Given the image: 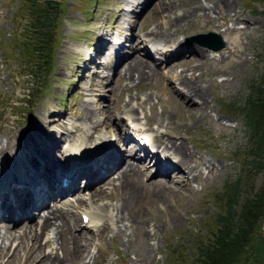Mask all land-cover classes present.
Masks as SVG:
<instances>
[{
	"label": "rangeland",
	"instance_id": "obj_1",
	"mask_svg": "<svg viewBox=\"0 0 264 264\" xmlns=\"http://www.w3.org/2000/svg\"><path fill=\"white\" fill-rule=\"evenodd\" d=\"M22 1L0 0V140L17 135L15 147L10 149L15 153L24 144V136L30 135L33 138L30 144L42 153H47L36 143H42L43 138L47 142L51 135L49 127L55 125L56 119L63 115L66 118L60 124L62 133L72 132V123L84 120L90 109L95 117L104 119L100 128L104 129L105 126L111 128L109 131H117L119 127L114 122L116 115H128L132 118V114H126V111L130 106H135L134 113L140 116L145 127H156L165 138H173L177 144L184 142L195 151V156H192L194 160L190 163L197 168L191 176L196 186L194 188L185 183L179 185L181 183L173 177L180 179L182 174L178 172L179 167H174L176 171L170 174V179L182 188L180 195L171 194L169 189L163 190L157 184V180L166 177L152 175L151 172L154 173L157 168L153 171L155 166L147 168L145 163V171L148 169V172L142 175L138 184L139 195L131 204V216L117 222L100 221L98 227L90 230L83 229L82 223L78 221L76 233L93 235L86 246L90 264H179L176 257L191 255L195 238L205 235L209 217L219 208L217 196L225 187V182H235L241 177L244 195L250 188L249 183L255 189L263 179L261 172L253 174L251 178L250 175L247 177L242 167L248 138L238 109L248 94L249 83L261 75L264 67V0H234V10L232 7H225L220 0H200L214 7L208 13L209 16L212 15L209 17L211 22L201 18L203 11L196 8L195 16L183 17V20L176 23H171V20L166 23L167 37L173 38L172 47L169 48L172 49L175 45L177 51H182L177 54L179 56L166 63L165 67H159L160 73L167 77L158 75L155 78L142 80L140 77L141 79L127 81L125 77L119 76V72L111 70L114 78L106 85H99L97 74L89 78L91 70L88 67H95L93 63H88L89 66L86 67L85 62L91 56L77 48L88 50L92 52L91 55L93 52L98 54L100 45H105V37L116 36L117 32L122 37L128 36L131 45L141 47L139 37L143 31L144 34L151 29L165 32L166 17L173 18L176 12H181L185 7L190 8L196 0H143L144 4L136 6L128 15H124L126 0H63L62 15L57 21L52 70L46 78L40 80L41 84L35 93L37 97L33 98L31 106L27 105L25 108L23 103L28 99L27 93L34 79L26 69V60L21 57L18 48L23 23L27 19L23 14ZM165 6H169V9ZM163 16H166L165 19ZM249 20L253 22L248 23ZM227 21L231 24L237 22L234 24L237 29L225 31ZM208 31L220 33L225 41L216 51L220 53L217 58H206L204 53L207 47L197 39L186 38ZM100 33L104 35L101 36ZM189 45L202 48V53L188 51ZM185 59L190 61L189 65L170 67V63ZM185 68L187 80H197L205 85V95L208 98L205 111L210 115H205L203 109L188 112V108L193 109L197 105L177 94L185 92L180 91L183 86L176 79L177 74ZM86 94L94 96V101L90 104L86 102ZM223 105L232 106L226 110ZM152 106L157 112L154 121ZM120 111L125 112L121 114ZM167 111H171L168 122L170 125L164 121L159 126L157 121L161 118V113ZM67 122L71 125H67ZM63 139L65 152L67 145ZM117 140H120V148H125V143L121 139ZM61 146L59 145V150ZM51 150L59 157L56 149ZM197 155L203 160L211 159L214 165L207 168L198 163ZM201 169L202 172L199 173ZM110 177L111 175L106 176L105 180ZM97 184L94 183L92 188ZM113 190L111 197L97 198L93 203L113 208L122 196V189L116 185ZM88 192L85 194L82 191L79 195L88 196ZM81 211L82 209L77 210L78 219ZM104 223L108 224L107 229L103 228ZM37 228L40 230L39 226ZM44 237L42 246L45 248L42 251L46 253L51 250L53 243H46ZM59 241L60 238L58 242L55 241L57 246ZM56 250L62 256L61 248L54 251ZM18 258H21V252ZM68 259L63 264L84 263L78 258H74V261Z\"/></svg>",
	"mask_w": 264,
	"mask_h": 264
},
{
	"label": "bare ground",
	"instance_id": "obj_2",
	"mask_svg": "<svg viewBox=\"0 0 264 264\" xmlns=\"http://www.w3.org/2000/svg\"><path fill=\"white\" fill-rule=\"evenodd\" d=\"M220 1L228 9L231 7L232 10L236 9L233 8L234 0ZM140 4H142V0H126V12L124 15H128L134 7L139 6ZM165 7H168L169 9V6ZM173 7L175 6H172V8ZM196 8L202 9L203 12L200 14L201 18H206L211 22L209 17H212V15L209 16L208 13L214 7L209 3L206 4L200 0H196V3L190 8L185 7L181 12H176L173 18L163 16L164 19L166 17L165 24H168L170 20L171 23H176L184 18L195 16L196 13L194 10ZM251 22H253V20L248 21V23ZM167 24L165 25V32L160 31L159 29H151L143 35V40H147L149 44L139 50V52H134L132 56H128L124 61L125 63H121L122 65L120 64V66L123 67L122 69L121 67L119 68V76L121 78L125 77L127 81H130L138 78H142L143 80L163 75L159 71L161 64H163L164 61L168 63L173 57L176 58L179 56L177 54L182 52L180 50L177 51V46L175 45L172 49L169 48V46L172 47L171 44H173V38L169 39L167 37ZM100 35L103 36L104 34L100 33ZM105 38H109L111 44L108 45L107 40L105 39V45H100V49H103L108 45L112 52L117 51L116 45H119L121 38L118 35H111L110 37L107 36ZM195 47L196 48L189 45L187 50H195L197 54L202 53V48H199L198 46ZM77 49L85 51L88 56H92V52H89L88 50L83 48ZM149 49L155 50L157 53L161 54L160 62L157 63L149 57V53L151 54ZM134 51H136V49H134ZM140 52L142 54H140ZM99 54H101V50L99 51ZM209 58L213 59L214 57ZM189 62L190 61L186 59L176 61L170 63V67L173 68L177 65L185 67L187 64L189 65ZM103 67H105L103 62L97 65V68L101 69ZM185 70L186 68L181 70L176 76L179 84L183 86V90L180 91L185 90V92H177V94L179 93L180 97L183 96V98L188 99L189 101H194L197 105V107H193V109L188 108V112L201 109L205 111V105L207 104L205 102H208V98L205 95V85L201 84L202 82H197V80H187L184 73ZM90 85L93 86L92 81H90ZM93 101L94 96L86 94V102L90 104ZM152 108V119L154 121L156 120L154 115H156L157 112L155 111L154 106H152ZM134 109L135 106H130L126 111V114L131 113L132 119L136 120L130 121L133 131L138 132V135L141 136L143 142L144 138L146 139V145L151 143L150 148L154 147L152 156H157V159H160L158 161L155 160L153 163H146L148 165L147 168H151L150 166H153L155 163L162 164L160 167L158 166V169H156L154 173L155 176L166 177V180L161 178L157 180V184H160V187L163 188V190L169 189L171 194L180 195L179 193L181 192L182 186L181 188L178 187V185L173 183L172 179H170V175H168V167L170 168L171 165L168 163L171 160L173 165L185 169L187 172V178L184 183L188 186L190 180H192L191 176L193 172L197 169L196 166L190 163V161L194 160L192 156H195V151L184 142L177 144L173 138H165L164 135L161 134V131H158L156 127L152 128L154 133H150L148 130L151 127H145L144 124L138 122V117L134 113ZM170 113L171 111L161 113V118L157 121L159 126H161L164 121L167 123L169 122ZM174 113L176 114V111H174ZM200 114L201 113H199V115ZM208 114L209 113H206L205 115L208 116ZM63 117L66 118L65 115H63ZM123 118L124 116H119L118 120ZM146 119L148 122V117ZM103 120V118L100 119L91 114L90 109L85 114L84 120L72 123V132L69 131V133H62L63 136L61 137V140L64 138L63 140L66 141L65 143L67 145L65 148L66 151H62L64 153L63 168L66 172L64 175L67 179L69 178V181L65 186H58L56 188L52 187L49 180L51 177H48V174L51 173L52 167L58 165V161L52 156H49L48 153H42L37 147L30 144V140L33 139L30 135L29 137L24 136L25 145L23 144L21 147L17 148V152L15 153L10 149L15 147V139L17 135L6 138L4 141L0 140V167L2 166V169L0 168V174L4 173L0 178V262L3 264H11L12 262H16L17 264H63L68 258L69 261H74V258H78L84 262L83 264H90V261L87 260L86 246L88 245L87 242L91 240V236L93 235L84 232L81 233V235L76 233V226L78 223L76 216L77 210L81 208L82 211L80 214H87L88 220L82 222V228L88 230L98 227L97 224L100 221L105 222L109 220L110 222H117L122 218H129L131 216V204L136 201L139 195L140 185L138 184L141 182L142 175L146 174V171L148 170L146 169L145 171L144 164L146 157L150 156V154L146 152L142 157H135L139 153L137 151L138 146H130L127 148L128 151H126V154L125 151L124 153L116 151V159H118H115L116 161L111 165V169L103 174L107 177L111 175L108 180H105L106 176L102 175L103 177L101 178L104 179L97 182L98 184L96 187L94 186V189L92 188V185L88 186V181L84 184L85 188L78 186L79 182H77V179L80 174L87 176L89 175L88 172H90L92 165V169H94L97 164L104 162V159L101 157L106 152L103 151L101 156L98 152L99 148L104 144V140H102L103 133L99 127ZM67 125H71V123L67 122ZM104 128L106 127L104 126ZM26 134L28 135L29 133L27 132ZM91 140H93L92 143L89 142ZM85 158H87V165L85 164ZM196 160L207 168L214 165V162H212L211 159L203 160L202 157L198 155L196 156ZM164 162L166 164H164ZM111 163L112 162H110V164ZM114 181L116 184H114ZM116 185L122 189V196L113 208H109L104 204L96 205L93 203L97 198L101 199L104 196L111 197L110 193L115 189ZM76 188L79 189L74 192ZM88 190L90 191L88 192ZM20 191H25L28 193L29 197L27 198L26 195H23L21 198L19 196ZM82 191L85 193L88 192L89 195H79ZM37 226L40 227V230H38ZM103 228L107 229L108 224L104 223ZM119 229L117 231L118 233L120 232ZM43 236L46 238V243H53L51 250L46 253L42 251V248H45L42 246ZM59 238L60 241L57 246L55 241L58 242ZM54 248H61L62 256L58 254L57 250L54 251ZM20 252L21 258H18Z\"/></svg>",
	"mask_w": 264,
	"mask_h": 264
},
{
	"label": "trees",
	"instance_id": "obj_3",
	"mask_svg": "<svg viewBox=\"0 0 264 264\" xmlns=\"http://www.w3.org/2000/svg\"><path fill=\"white\" fill-rule=\"evenodd\" d=\"M22 2L27 19L18 48L34 79L26 101L31 106L40 80L49 75L54 64L52 55L63 0ZM230 106L223 108L229 110ZM238 112L248 138L242 167L250 178L261 172L262 182L255 189L249 183L250 188L243 195L241 177L235 182L226 181L217 196L219 208L209 217L205 235L195 238L191 255L183 258L176 255L179 264H264V67L261 75L249 83L248 94Z\"/></svg>",
	"mask_w": 264,
	"mask_h": 264
},
{
	"label": "water",
	"instance_id": "obj_4",
	"mask_svg": "<svg viewBox=\"0 0 264 264\" xmlns=\"http://www.w3.org/2000/svg\"><path fill=\"white\" fill-rule=\"evenodd\" d=\"M206 37V36H208V37H216V40H217V42L216 43H212L208 38H202V37ZM191 38H197L198 40H200L203 44H207V45H210L211 47H213V48H219V47H221L223 44H224V42L221 40V37L218 35V34H216V33H214V32H208V33H199V34H196V35H193V36H191ZM210 42H209V41ZM212 40V39H211ZM214 44V45H213Z\"/></svg>",
	"mask_w": 264,
	"mask_h": 264
}]
</instances>
